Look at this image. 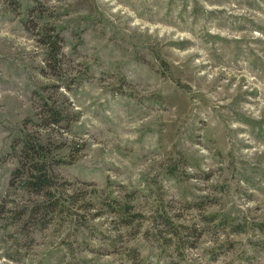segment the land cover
Masks as SVG:
<instances>
[{
  "label": "rangeland",
  "instance_id": "1",
  "mask_svg": "<svg viewBox=\"0 0 264 264\" xmlns=\"http://www.w3.org/2000/svg\"><path fill=\"white\" fill-rule=\"evenodd\" d=\"M28 131L93 207L0 216V264H264V0H0V203Z\"/></svg>",
  "mask_w": 264,
  "mask_h": 264
},
{
  "label": "trees",
  "instance_id": "2",
  "mask_svg": "<svg viewBox=\"0 0 264 264\" xmlns=\"http://www.w3.org/2000/svg\"><path fill=\"white\" fill-rule=\"evenodd\" d=\"M34 25H37L34 32L36 40L44 49V61L54 68L60 62L61 36L46 22H35ZM39 117L45 124H57L63 119L60 110L45 102L42 104V116ZM14 147L17 161L10 172L7 190L0 203V216L8 213L15 224L43 227L55 217L70 219L79 215L78 210L93 207L92 201L88 199L82 204L75 203L79 197L75 196V191L69 190L66 180L55 171L60 158L55 157L48 142L42 140L39 134L24 132ZM19 191L26 195L21 203L12 198ZM11 203L13 206H10ZM112 211L124 219L125 224L136 215L124 204L121 206L117 203L112 206ZM129 256L133 259L137 257L132 247Z\"/></svg>",
  "mask_w": 264,
  "mask_h": 264
}]
</instances>
